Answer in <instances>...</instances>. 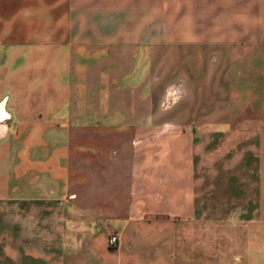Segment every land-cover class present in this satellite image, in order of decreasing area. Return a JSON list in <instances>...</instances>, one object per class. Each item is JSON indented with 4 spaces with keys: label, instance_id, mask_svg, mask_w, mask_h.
I'll list each match as a JSON object with an SVG mask.
<instances>
[{
    "label": "crops",
    "instance_id": "1",
    "mask_svg": "<svg viewBox=\"0 0 264 264\" xmlns=\"http://www.w3.org/2000/svg\"><path fill=\"white\" fill-rule=\"evenodd\" d=\"M0 264H264V0H0Z\"/></svg>",
    "mask_w": 264,
    "mask_h": 264
},
{
    "label": "rangeland",
    "instance_id": "2",
    "mask_svg": "<svg viewBox=\"0 0 264 264\" xmlns=\"http://www.w3.org/2000/svg\"><path fill=\"white\" fill-rule=\"evenodd\" d=\"M152 74H153V77L155 79L160 80L159 72H154ZM179 84H180L179 81H175L173 87H170L169 89L166 88L164 93H163V96L160 95L161 98H160L159 103H158V109H157L158 112L168 111V110H170L169 107L171 105L176 106L178 101L181 102V99L183 97L182 96L180 97V95L182 94L183 91H182V86ZM167 90L169 92L168 96L166 95ZM168 105H169V107H168Z\"/></svg>",
    "mask_w": 264,
    "mask_h": 264
},
{
    "label": "built area",
    "instance_id": "3",
    "mask_svg": "<svg viewBox=\"0 0 264 264\" xmlns=\"http://www.w3.org/2000/svg\"><path fill=\"white\" fill-rule=\"evenodd\" d=\"M117 242H118V240H117L116 235L110 234L108 236V238H107V244H108V246L114 247V246H116Z\"/></svg>",
    "mask_w": 264,
    "mask_h": 264
}]
</instances>
